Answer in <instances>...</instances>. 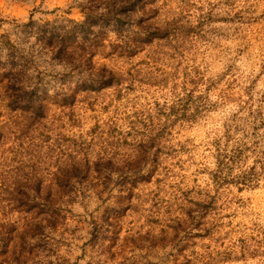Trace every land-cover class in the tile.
<instances>
[{
	"label": "clouds",
	"instance_id": "obj_1",
	"mask_svg": "<svg viewBox=\"0 0 264 264\" xmlns=\"http://www.w3.org/2000/svg\"><path fill=\"white\" fill-rule=\"evenodd\" d=\"M0 264H264V0H0Z\"/></svg>",
	"mask_w": 264,
	"mask_h": 264
}]
</instances>
